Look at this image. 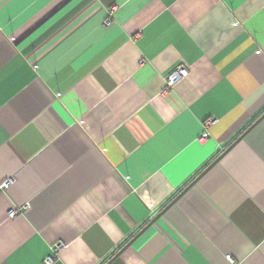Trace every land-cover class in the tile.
<instances>
[{
	"label": "crops",
	"instance_id": "1",
	"mask_svg": "<svg viewBox=\"0 0 264 264\" xmlns=\"http://www.w3.org/2000/svg\"><path fill=\"white\" fill-rule=\"evenodd\" d=\"M47 259L264 264V0H0V264Z\"/></svg>",
	"mask_w": 264,
	"mask_h": 264
},
{
	"label": "built area",
	"instance_id": "2",
	"mask_svg": "<svg viewBox=\"0 0 264 264\" xmlns=\"http://www.w3.org/2000/svg\"><path fill=\"white\" fill-rule=\"evenodd\" d=\"M106 22L110 23V20ZM189 72H190L189 68L185 64L179 65L175 70H173L171 73L167 75L164 91H169L170 89H172V87L176 83H178L179 81L187 77L189 75ZM215 121H216L215 117H211L205 122V131L202 135V138L208 137L207 128L211 126ZM15 213L16 211H10V215H14ZM62 245H63L62 243L56 245V249H60ZM228 257L230 258V256ZM49 262H50V259H47L46 264H49Z\"/></svg>",
	"mask_w": 264,
	"mask_h": 264
}]
</instances>
